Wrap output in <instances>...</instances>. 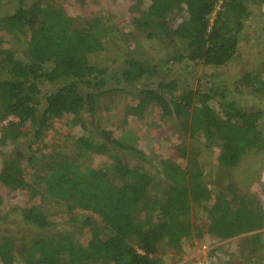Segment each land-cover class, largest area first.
Listing matches in <instances>:
<instances>
[{"label":"trees","instance_id":"16d2710c","mask_svg":"<svg viewBox=\"0 0 264 264\" xmlns=\"http://www.w3.org/2000/svg\"><path fill=\"white\" fill-rule=\"evenodd\" d=\"M218 3L139 0L135 5L137 24L148 30L149 38L173 36L186 42L188 52H177L185 71L164 77L148 59L130 57L116 66L120 53L108 51L104 39H116L118 30L107 19L84 12L71 15L43 0H19L13 12L0 18V148H12L0 167V186L40 197L29 209L18 210L23 222L37 229L56 227L54 218L62 214H70L75 228L88 227L94 217L75 214L84 210L112 231L107 239L93 234L84 245L73 229L59 227L33 243V250L46 252L28 260L19 259L17 243L9 235L0 239V264H160L163 240L182 253L183 242L201 232L193 209L206 212L208 231L220 240L264 225V214L238 197L232 182L213 198L202 179L199 152L190 157L185 181L168 182L163 175L178 170L173 163L154 150L122 141L113 121L95 113L103 89L154 79L155 84L140 88L129 114L143 120L157 109L159 117L173 119L185 138H204L209 146L219 147L218 165L226 170L249 149L264 145V110L248 111L226 87L213 82L214 70L239 53L240 36L252 14L249 6L264 5V0H223L211 21ZM171 14L179 19L174 28L168 23ZM22 34L26 40L13 46L12 40ZM262 69L264 75V62ZM179 73L181 78L176 77ZM45 87L52 89L43 93ZM10 116L17 121L8 120ZM51 119L65 120L84 134L66 135L57 152L43 154L48 159L40 177L30 181L24 160L34 161L33 145ZM81 150L106 155L114 165L95 168L78 155ZM63 229L68 238L49 246L46 240L58 238Z\"/></svg>","mask_w":264,"mask_h":264},{"label":"rangeland","instance_id":"374dc122","mask_svg":"<svg viewBox=\"0 0 264 264\" xmlns=\"http://www.w3.org/2000/svg\"><path fill=\"white\" fill-rule=\"evenodd\" d=\"M55 7L62 8L71 15L86 13L93 18H104L118 30V37L105 38L108 51L118 52L117 65H122L126 58L138 57L148 59L156 68L159 76L173 72L185 71L184 63L178 60L177 52L187 53L186 42L180 38L167 36L149 38L148 30L140 27L137 19L140 12L135 9L139 0H43ZM223 0H219L211 21L216 17L217 10ZM19 0H0V18L13 12ZM251 17L245 23V29L240 36V50L238 55L225 66L214 70V81L227 88V93L240 106L248 111L258 108L264 110V5H250ZM179 19L173 14L168 19L174 28ZM7 34L5 37L9 39ZM13 46L26 40L25 35H16ZM20 52L19 49L16 50ZM201 71V67L197 68ZM181 73L176 77L181 78ZM244 78V79H243ZM247 79V80H246ZM244 80V82H242ZM191 85L195 80L190 78ZM155 84L154 79L144 81L134 86L120 87L114 90L103 89L96 99L95 113L97 117L110 119L114 123L116 136L122 141L137 145L143 150H154L168 159L178 170L170 169L163 175L168 182L185 181L189 171V160L194 152H199L200 163L204 169L202 179L216 199L219 192H223L229 182L236 187V194L249 201L253 210L264 214V145L249 149L241 161L229 170L218 165L219 147L209 146L204 138H190L181 135L175 122L170 117H159L157 109L149 111L143 120L129 114V107L139 99L140 88ZM263 88L258 89L260 86ZM51 87L42 88L43 93ZM214 105L216 103L212 102ZM219 111L218 106H215ZM221 115V113H219ZM155 118L154 121H149ZM87 119L91 116L87 115ZM8 120L17 121L10 116ZM7 120V121H8ZM5 121V122H7ZM5 124V123H4ZM2 124H0V127ZM84 131L78 126H71L65 120H49L39 141L33 145L35 149L34 161L24 160L30 181H36L42 172L44 160L50 153L57 152V148L66 135L79 137ZM9 145L0 148V167L3 160L12 154ZM46 154L45 156H42ZM78 155L92 163L95 168L109 170L114 161L106 155H97L91 151L81 150ZM0 239L11 235L18 246L19 259L24 260L43 254L44 250H33V243L48 238L59 227H69L80 241L87 245L93 234L102 239L111 236L112 231L95 214L78 210L77 213H88L94 218L91 225L75 228L70 214H62L54 218L57 225L49 230H41L23 222L19 209H29L39 202L40 197L30 198L22 190H11L0 186ZM235 204V203H234ZM193 220L201 232L195 233L183 242V251H178L168 244L167 240L160 243V254L164 255L160 264H264V225L256 230L241 233L228 239H217L208 231V218L201 209H193ZM58 238L46 240L49 246H54L61 239L68 238L65 229ZM59 245H56L58 247ZM103 264H116L106 261Z\"/></svg>","mask_w":264,"mask_h":264}]
</instances>
